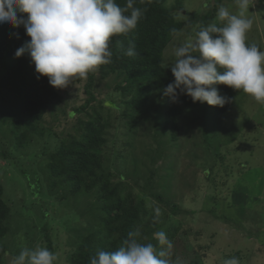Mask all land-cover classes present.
I'll use <instances>...</instances> for the list:
<instances>
[{
	"label": "trees",
	"instance_id": "16d2710c",
	"mask_svg": "<svg viewBox=\"0 0 264 264\" xmlns=\"http://www.w3.org/2000/svg\"><path fill=\"white\" fill-rule=\"evenodd\" d=\"M169 1L134 0L133 7L143 12L137 27L111 39L112 62L88 74L84 84L85 100L74 105L71 111L66 107L63 89L52 87L47 76H40L36 72L28 52L15 57L16 50L30 40L24 27L0 24V65L3 68L0 70V123L10 125L14 147L27 148L47 136L59 138L67 121L74 116H69V113L79 115L76 118V131L61 137L59 144L48 154L47 161L48 190L52 196L61 202L69 196L93 198L86 209L78 211L91 215L93 223L86 229L74 227L77 240L70 264H90V257L98 251H116L131 231L140 232L141 243H152L159 248L155 239L157 231H164L174 244L183 228L170 222L172 216L183 212L180 204L171 200L164 191L156 189L161 168L155 167V164L159 159L166 158L172 143L182 146L179 142L182 138L181 119L195 104L187 95H180L177 102L164 95V89L174 81L171 67L165 64L164 52L187 26V22L178 17V13L185 9L183 1L174 0L172 5H169ZM116 3L122 8L126 6V0H116ZM218 6L203 16L187 11L192 19L189 28L197 22H200L199 31L212 24L223 27L214 20ZM130 13L131 9L125 14ZM18 16L27 18L25 13H18ZM130 44L135 45L136 55L132 57L125 55ZM255 44L263 51L261 44ZM108 83H112L110 88L120 95L124 104L121 116L129 135L137 140L144 139V135H147L144 130L149 126L154 141L152 147L144 151L143 159L140 158L141 151H136L137 145L133 147L131 140L123 143L124 147L117 152V159L126 157L123 152L127 150L132 152L130 166L124 171H113L108 165L109 130L114 124L103 110L108 106L113 108L116 103H103L97 96V92ZM215 87L220 95L229 97L230 102L222 108L206 102L203 104L219 114L228 112L243 94L242 90H234L223 84ZM153 89L167 103L163 128L159 130H155L154 124L161 118L158 116L156 121H152L148 109L152 104L150 93ZM204 141H207L206 137ZM10 151L0 150V153L5 159H10ZM220 159H225L222 154ZM142 167L149 171L147 177L141 175ZM130 179L144 196L135 192ZM143 180L145 182L141 183ZM5 191V183L0 180V264H5V257L11 251L5 238L14 233L12 205L5 198ZM39 193L35 195L38 197ZM149 197L155 200L151 208L146 200ZM37 204L40 206L38 201ZM213 213L217 216L216 212ZM51 230L47 225L43 227L46 246L54 253ZM205 248H211V244Z\"/></svg>",
	"mask_w": 264,
	"mask_h": 264
},
{
	"label": "rangeland",
	"instance_id": "374dc122",
	"mask_svg": "<svg viewBox=\"0 0 264 264\" xmlns=\"http://www.w3.org/2000/svg\"><path fill=\"white\" fill-rule=\"evenodd\" d=\"M182 1L185 9L178 13V17L185 20L187 26L164 52L168 66L175 61L177 47L194 43L197 38L200 22L190 29L192 19L188 12L203 16L218 5V9L224 6L232 14L239 12L235 0ZM173 3L174 0L169 1V5ZM247 16L253 21L247 40L261 44L264 51V0H256ZM214 20L225 26L226 21L219 20L217 15ZM85 82L76 79L62 90L68 110L85 100ZM111 85H104L97 96L103 103H116L115 108L108 106L103 110L114 124L109 130L108 165L113 171H124L130 166L132 152L127 150L123 152L126 157L117 159L123 143L131 140L133 147L137 145L136 151H141L140 158L143 159L144 151L151 148L154 141L148 124L144 139L137 140L129 135L121 116L124 104L120 95L110 88ZM150 95L149 115L152 121H156L158 116L161 118L154 124L155 130H159L163 128L167 103L154 89ZM77 117L79 115L75 113L67 121L59 138L47 136L23 149L14 147L10 125L0 123V150H11L10 159H5L0 153V180L5 183V198L12 205L14 230L5 238L11 247L5 264H12L24 248H47L43 231L46 225L52 229L56 264H70L77 240L74 227L86 229L93 223L91 215L78 212L93 201L91 196H69L61 202L48 190V154L59 144L61 137L76 131ZM181 128L179 142L182 146L172 143L166 158L155 164L161 168L156 189L164 191L183 210L170 220L183 227L173 244L174 264L177 261L179 264H224L226 259L236 256L240 264H264V105L244 92L223 114L197 101L184 113ZM220 154L225 159H220ZM141 169V175L147 177L149 171L144 167ZM129 182L135 187L132 179ZM134 190L144 196L139 187ZM38 191L40 196L37 197L35 193ZM146 200L150 208L155 203L150 197ZM208 244H211L209 249L205 248Z\"/></svg>",
	"mask_w": 264,
	"mask_h": 264
},
{
	"label": "clouds",
	"instance_id": "9594fccd",
	"mask_svg": "<svg viewBox=\"0 0 264 264\" xmlns=\"http://www.w3.org/2000/svg\"><path fill=\"white\" fill-rule=\"evenodd\" d=\"M235 2L238 14H232L224 6L218 9L217 18L226 21L225 26L212 24L202 28L194 43L175 49V61L169 65L174 81L164 89V95L172 102L187 95L193 103L206 102L222 108L230 98L220 95L215 85L223 84L242 90L264 105V51L247 42V33L253 26L247 13L256 0ZM133 4L134 0H126L122 8L116 0H0V24L24 27L30 40L16 50L15 57L28 52L36 72L47 76L52 87L64 89L112 62L111 39L134 30L143 15ZM129 9L130 15H126ZM18 13L27 14V18ZM134 49L135 45L130 44L125 55L135 56ZM140 235L138 230L129 232L116 251H98L90 257V264H174V245L164 231L155 233L159 248L141 243ZM56 261L55 253L37 246L22 249L12 264H56ZM224 264L240 261L232 257Z\"/></svg>",
	"mask_w": 264,
	"mask_h": 264
}]
</instances>
